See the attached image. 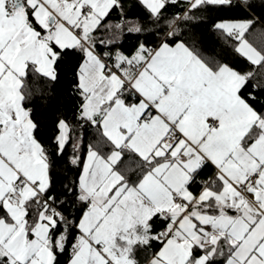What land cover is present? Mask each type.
<instances>
[{
  "label": "snow or ice",
  "instance_id": "6c2138e0",
  "mask_svg": "<svg viewBox=\"0 0 264 264\" xmlns=\"http://www.w3.org/2000/svg\"><path fill=\"white\" fill-rule=\"evenodd\" d=\"M0 264H264V0H0Z\"/></svg>",
  "mask_w": 264,
  "mask_h": 264
}]
</instances>
